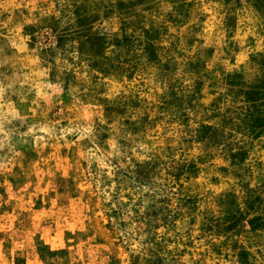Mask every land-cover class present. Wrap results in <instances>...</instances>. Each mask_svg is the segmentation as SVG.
Here are the masks:
<instances>
[{
  "label": "rangeland",
  "instance_id": "374dc122",
  "mask_svg": "<svg viewBox=\"0 0 264 264\" xmlns=\"http://www.w3.org/2000/svg\"><path fill=\"white\" fill-rule=\"evenodd\" d=\"M0 264H264V0H0Z\"/></svg>",
  "mask_w": 264,
  "mask_h": 264
}]
</instances>
